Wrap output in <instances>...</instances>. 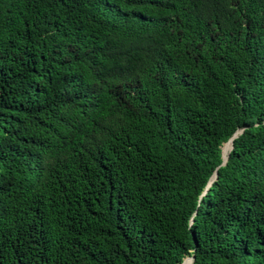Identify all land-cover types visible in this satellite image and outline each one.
Masks as SVG:
<instances>
[{
	"label": "trees",
	"instance_id": "16d2710c",
	"mask_svg": "<svg viewBox=\"0 0 264 264\" xmlns=\"http://www.w3.org/2000/svg\"><path fill=\"white\" fill-rule=\"evenodd\" d=\"M190 256L264 264V0H0V264Z\"/></svg>",
	"mask_w": 264,
	"mask_h": 264
},
{
	"label": "water",
	"instance_id": "95a60500",
	"mask_svg": "<svg viewBox=\"0 0 264 264\" xmlns=\"http://www.w3.org/2000/svg\"><path fill=\"white\" fill-rule=\"evenodd\" d=\"M242 130H243V128L238 129L237 131H235V132L232 134V136H231L227 141H231V142H232L233 139H234L239 133L242 132ZM231 147H232V145H230V149H231ZM230 149H229V150H230ZM227 155H228V153H227ZM226 159H227V156H226L225 159H223V158L221 157L220 165L224 164L225 161H226ZM212 176H213V177H212ZM215 176H216V173H215V171H213L212 175L209 177V179H208V181H207V183H206V185H205V187H204V189H203V191H202L201 194L204 193V191H205L206 188L209 186L210 182L215 178ZM190 222H191V220H190ZM193 260H194V256H191V261H190L188 264H190ZM182 261H183V260H182ZM178 264H180V263H178Z\"/></svg>",
	"mask_w": 264,
	"mask_h": 264
},
{
	"label": "bare ground",
	"instance_id": "6f19581e",
	"mask_svg": "<svg viewBox=\"0 0 264 264\" xmlns=\"http://www.w3.org/2000/svg\"><path fill=\"white\" fill-rule=\"evenodd\" d=\"M227 143H228V144H226L225 147L223 148L224 151H225V149L228 147V145H229V149H230V145L232 144L231 141H228ZM223 150H222V155H223ZM222 158L225 159L226 156L223 155ZM212 177H213V176H212ZM190 261H191V256L185 258V259L182 261V263H180V264H188Z\"/></svg>",
	"mask_w": 264,
	"mask_h": 264
},
{
	"label": "rangeland",
	"instance_id": "374dc122",
	"mask_svg": "<svg viewBox=\"0 0 264 264\" xmlns=\"http://www.w3.org/2000/svg\"><path fill=\"white\" fill-rule=\"evenodd\" d=\"M184 259V258H183Z\"/></svg>",
	"mask_w": 264,
	"mask_h": 264
}]
</instances>
